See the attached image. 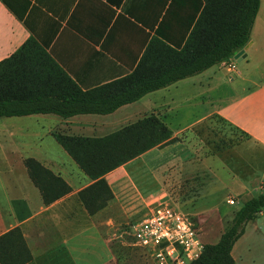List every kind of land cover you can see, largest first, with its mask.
<instances>
[{"label": "crops", "instance_id": "1", "mask_svg": "<svg viewBox=\"0 0 264 264\" xmlns=\"http://www.w3.org/2000/svg\"><path fill=\"white\" fill-rule=\"evenodd\" d=\"M203 6L204 0H0V62L33 41L37 46L25 48L17 58L29 64L33 89L53 98L72 87L83 92L99 90L126 79L143 62L151 64L164 47L181 49ZM249 42L240 62L232 58L109 114L0 118V236L15 228L21 231L32 256L27 264H120L103 225L105 233L117 226L121 215L116 211L121 200L129 199V189L142 202L151 196L143 197L136 187L132 166L140 160L161 185L170 161L180 158L184 171L187 167L182 162L192 152L176 142L107 173L103 180L108 191L94 200L111 197L104 209L90 214L80 193L96 181L83 173L55 135L102 138L154 116L178 139L199 137L202 126L218 120L245 136L233 152L245 161L249 178L264 180V0H260ZM229 63L235 65L234 78L225 70ZM256 63L254 74L259 77L254 82V76L248 79L247 66ZM240 81L251 86L238 93L232 86ZM31 161L36 165H30ZM33 168L41 175V188L30 177ZM223 168L230 170L227 162ZM230 178L242 187L248 182L244 174L231 172ZM107 210L115 214L101 219ZM259 223L246 227L238 239L246 243L241 264L260 262L252 254L254 247H264L260 241L264 224Z\"/></svg>", "mask_w": 264, "mask_h": 264}, {"label": "trees", "instance_id": "2", "mask_svg": "<svg viewBox=\"0 0 264 264\" xmlns=\"http://www.w3.org/2000/svg\"><path fill=\"white\" fill-rule=\"evenodd\" d=\"M259 6L260 0H204L201 14L181 49L164 47L157 60L155 57L151 64L143 62L144 65L141 64L126 79L102 89L83 92L72 87L56 98L44 97L39 90L33 89L29 64L17 60L25 48L37 46L28 41L20 51L0 62V118L32 114H56L68 118L79 114L112 113L150 92L231 60L249 43ZM55 139L83 173L96 181L80 193V199L90 214L101 210L111 197L107 194V199L101 202L94 200L96 195L108 191L104 175L152 149H162L176 142L172 131L154 116L102 138L55 135ZM30 165L36 163L31 161ZM29 174L41 188L38 170L30 169ZM43 174L61 182L47 171ZM46 196L44 192V201L48 204L50 201ZM263 209L264 191L245 201L219 240L205 245L191 264H235L231 255L234 244L244 234L246 224ZM31 259L18 228L0 236V264H27Z\"/></svg>", "mask_w": 264, "mask_h": 264}, {"label": "rangeland", "instance_id": "3", "mask_svg": "<svg viewBox=\"0 0 264 264\" xmlns=\"http://www.w3.org/2000/svg\"><path fill=\"white\" fill-rule=\"evenodd\" d=\"M235 65L239 66L240 64L235 63ZM242 65L245 67L246 64ZM256 67H258L257 63L247 66L248 79L254 76V82L259 77L258 74H254ZM225 70L231 75L230 77H235L227 65ZM238 70L239 68L235 71ZM256 71L261 72L262 70ZM248 86L251 84L240 81L232 87H237L236 91L239 93L241 89ZM200 130L199 137L176 139V142L186 144L192 152H189L182 162L187 167L184 171L180 169V158L170 161L163 170V184L158 183L156 174L149 173L144 169L140 160H137L132 166L134 170L130 174L136 187L143 197L150 194L151 196L146 197L142 202L138 196L133 197L136 195V191L129 189L128 192H131L129 199L121 200L120 208L116 211L117 215H121L117 226L105 233L106 226L103 225L104 236L110 238L112 254L120 264H154L145 251L133 245L131 229L149 215L159 201L169 203L189 221L196 230L203 249L205 245L214 244L219 240L221 234L231 224L236 211L247 199L264 191V180L249 178L251 173L245 166V161L238 159V155L233 152L235 146L245 141L243 134L218 120L215 123L202 126ZM225 162H227L229 171L223 168ZM231 172L247 175L248 179L246 180L250 184L247 182L242 187L230 180ZM182 173L183 180L180 177ZM160 188H162L161 193L156 194ZM107 204L108 202L102 209ZM261 212V215L258 214L254 220L247 223L245 229L246 227L250 229L253 226H259L260 221L264 224V209ZM113 214L115 213L112 211H104L101 219L105 220ZM239 240L232 250L235 264H241L245 258L246 243L244 240ZM260 241L264 243V237ZM253 250V256L264 260L263 246L254 247ZM261 259L259 264H262Z\"/></svg>", "mask_w": 264, "mask_h": 264}, {"label": "built area", "instance_id": "4", "mask_svg": "<svg viewBox=\"0 0 264 264\" xmlns=\"http://www.w3.org/2000/svg\"><path fill=\"white\" fill-rule=\"evenodd\" d=\"M230 72L234 63L227 65ZM133 245L145 251L154 264H191L202 252L196 230L167 202H158L150 214L131 229Z\"/></svg>", "mask_w": 264, "mask_h": 264}, {"label": "water", "instance_id": "5", "mask_svg": "<svg viewBox=\"0 0 264 264\" xmlns=\"http://www.w3.org/2000/svg\"><path fill=\"white\" fill-rule=\"evenodd\" d=\"M251 42H249L242 50L238 51L234 56L233 59L240 62L242 57H245L244 52L250 47Z\"/></svg>", "mask_w": 264, "mask_h": 264}]
</instances>
